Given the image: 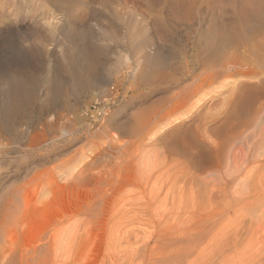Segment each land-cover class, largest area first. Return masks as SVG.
<instances>
[{"label": "rangeland", "instance_id": "rangeland-1", "mask_svg": "<svg viewBox=\"0 0 264 264\" xmlns=\"http://www.w3.org/2000/svg\"><path fill=\"white\" fill-rule=\"evenodd\" d=\"M263 126L264 0H0V247L23 201L35 227L107 190L62 264H248L263 230L225 247L211 197Z\"/></svg>", "mask_w": 264, "mask_h": 264}, {"label": "bare ground", "instance_id": "bare-ground-1", "mask_svg": "<svg viewBox=\"0 0 264 264\" xmlns=\"http://www.w3.org/2000/svg\"><path fill=\"white\" fill-rule=\"evenodd\" d=\"M179 5L176 7L181 6ZM249 13H247V15ZM237 59H234L236 62H234L232 66L240 65L244 58L240 60L241 62L237 61ZM158 72L160 71L158 70L157 73H154L161 77L162 72L159 74ZM178 106H180V108L185 107L184 102L179 103ZM165 114L166 113H164V115ZM236 114L237 113L234 112L232 114L230 113L228 115L229 120L234 119ZM161 115L159 119L163 117V114ZM253 136L254 138L250 143L248 142L249 144H241L242 146L240 145L234 152H231V162L227 164L225 171L219 172L213 179L214 183H216L215 186H217L214 188L217 191V195H211V198L226 205L229 210L233 207L237 208L234 214L235 216H233L235 223L225 237V247L232 243L235 245L242 244L248 237H257V232L259 230V234L261 230L264 232V206L262 204L264 201L262 200V196L264 195V130H261L259 134L257 133V135ZM31 141L35 142L36 140L32 139ZM34 144L36 145V143ZM96 151L97 149L90 150L87 154L82 156L77 163L80 167L76 174L79 177L84 176L101 183L102 178L100 177V172L95 168ZM103 156L99 157V159L103 158ZM61 176L62 175H60L59 178ZM212 191H214L213 187ZM107 193V190L86 191L81 194L79 202L74 204V206H70L64 214H57L55 217L46 219L35 227H32V223L29 219L27 220L29 209L27 203L23 201L21 209L16 210L17 215H15V217L6 218L3 222V225L5 224L4 226L9 227V230L0 247V264H62L63 260L66 258L65 255V258L62 260V255L71 252L74 247L73 241L75 243L79 222L81 220H87L90 225H93L107 215V196H109ZM47 195H51L52 200L55 199L56 194L53 190H50L47 191L44 198H46ZM99 202H101L102 205L98 208ZM43 204L46 205V202H43ZM20 237H24L23 239L27 238L23 247L17 244ZM258 237H260V235ZM261 249L262 250H256L255 254H251V258L249 257L250 260L248 259L249 261H247L248 264H264V248ZM71 253H69L68 256L71 255ZM74 264H76V262Z\"/></svg>", "mask_w": 264, "mask_h": 264}]
</instances>
